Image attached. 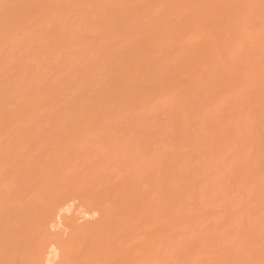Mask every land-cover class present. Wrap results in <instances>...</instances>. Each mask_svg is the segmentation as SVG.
<instances>
[{
  "label": "bare ground",
  "instance_id": "bare-ground-1",
  "mask_svg": "<svg viewBox=\"0 0 264 264\" xmlns=\"http://www.w3.org/2000/svg\"><path fill=\"white\" fill-rule=\"evenodd\" d=\"M0 264H264V0H0Z\"/></svg>",
  "mask_w": 264,
  "mask_h": 264
}]
</instances>
